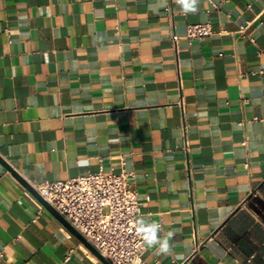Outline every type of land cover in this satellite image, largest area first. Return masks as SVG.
Returning <instances> with one entry per match:
<instances>
[{
    "label": "crops",
    "instance_id": "1",
    "mask_svg": "<svg viewBox=\"0 0 264 264\" xmlns=\"http://www.w3.org/2000/svg\"><path fill=\"white\" fill-rule=\"evenodd\" d=\"M196 7L0 0V157L34 189L132 171L144 264H264V0ZM0 264L102 263L0 164Z\"/></svg>",
    "mask_w": 264,
    "mask_h": 264
},
{
    "label": "built area",
    "instance_id": "2",
    "mask_svg": "<svg viewBox=\"0 0 264 264\" xmlns=\"http://www.w3.org/2000/svg\"><path fill=\"white\" fill-rule=\"evenodd\" d=\"M185 38L207 37L209 23L187 24ZM176 42L178 36L171 34ZM132 171L103 172L43 181L35 190L110 264H144L147 232L137 221L139 203L130 188ZM37 218V215L35 216Z\"/></svg>",
    "mask_w": 264,
    "mask_h": 264
},
{
    "label": "water",
    "instance_id": "3",
    "mask_svg": "<svg viewBox=\"0 0 264 264\" xmlns=\"http://www.w3.org/2000/svg\"><path fill=\"white\" fill-rule=\"evenodd\" d=\"M0 164L7 169L31 194L32 196L46 209L48 210L77 240H79L85 248L92 253L102 264H110L102 255L91 245L89 244L74 228H72L64 218L58 214L53 207L48 204L38 192L31 187L26 181H24L19 174H17L1 157Z\"/></svg>",
    "mask_w": 264,
    "mask_h": 264
},
{
    "label": "clouds",
    "instance_id": "4",
    "mask_svg": "<svg viewBox=\"0 0 264 264\" xmlns=\"http://www.w3.org/2000/svg\"><path fill=\"white\" fill-rule=\"evenodd\" d=\"M177 3H179L183 7V10L185 12H195L197 10V0H177ZM157 227L158 226L153 225L150 229V235L147 239L149 245L153 244L156 240L155 232L157 230ZM161 251H168V245L166 242L161 245Z\"/></svg>",
    "mask_w": 264,
    "mask_h": 264
}]
</instances>
